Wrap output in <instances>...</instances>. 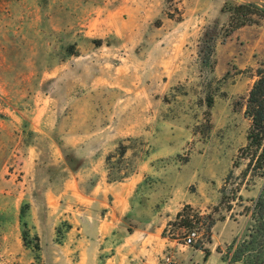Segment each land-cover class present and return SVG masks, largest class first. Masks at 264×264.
<instances>
[{
	"label": "rangeland",
	"instance_id": "obj_1",
	"mask_svg": "<svg viewBox=\"0 0 264 264\" xmlns=\"http://www.w3.org/2000/svg\"><path fill=\"white\" fill-rule=\"evenodd\" d=\"M241 3L264 7L0 0V264H103L127 250L132 257L139 244L116 247L125 229L92 257L84 252V201L71 194L131 177H141L124 217L131 231L134 220L160 225L179 206L195 210L191 221H181L185 213L165 225L161 236L173 243L161 257L169 251L183 264L192 247L221 242L227 264L254 262L260 246L246 206L264 177L245 173L246 159L233 163L247 142L245 97L264 63V18L228 35V9ZM194 230L199 238L187 246Z\"/></svg>",
	"mask_w": 264,
	"mask_h": 264
},
{
	"label": "crops",
	"instance_id": "obj_2",
	"mask_svg": "<svg viewBox=\"0 0 264 264\" xmlns=\"http://www.w3.org/2000/svg\"><path fill=\"white\" fill-rule=\"evenodd\" d=\"M89 148H94L93 146ZM91 156V155H90ZM141 177H131L127 182L113 184L104 181L93 185L90 191L81 193L77 189L71 190L74 195V201H84V219H83V243L84 252L90 257L96 252V248L107 246L110 243L111 237L118 230H127L123 240L116 243V247L122 252L126 244H129L130 250H134V244L138 245V250L132 252V257L129 256V250L125 256L108 257L103 264H156L164 250L173 242L168 238H163L161 232L165 225L174 219L182 206L176 208L165 224L156 225L155 221L147 218L146 220H134L133 230L131 231L124 226V217L133 210L132 197L140 185ZM81 195V197L79 196ZM107 207L103 212L102 208ZM160 238L159 242L154 245H143L144 242L152 241V237ZM15 244L18 250L21 249V232L18 230L15 234ZM221 242H218L216 248L209 245L210 254L206 256L203 249L192 247L189 253L180 256L183 264H227L222 253L218 250ZM207 247V246H206ZM100 249V248H99ZM136 254V255H135ZM148 256V257H147ZM150 259H153L150 262ZM136 260V263L133 262Z\"/></svg>",
	"mask_w": 264,
	"mask_h": 264
},
{
	"label": "trees",
	"instance_id": "obj_3",
	"mask_svg": "<svg viewBox=\"0 0 264 264\" xmlns=\"http://www.w3.org/2000/svg\"><path fill=\"white\" fill-rule=\"evenodd\" d=\"M228 10L230 12L228 35L242 26L259 24L260 20L264 18V7L253 3L236 4L231 6ZM213 50L214 49H211L209 52H204L202 54L204 62H209V60L212 59ZM206 101L207 106L211 108L215 102L214 95L209 94ZM244 113L250 121L246 136L247 142L240 147L237 160L234 161L233 167L239 166L238 162L243 158L248 161L244 171L245 173L264 177V63L257 69L256 79L245 97ZM203 126L205 131L211 128L209 113L206 123H204ZM246 209L248 211L250 209L252 210V216L256 220L254 232L256 233L255 238L258 240V245L260 246V250H258L259 254L252 264H264V185L254 205L252 207L246 206ZM193 210L190 204H185L182 210L178 212L176 219H182L185 213L189 214V211ZM199 214V212H196L195 216H199ZM190 217L191 214L181 221H191ZM214 222L215 221L212 220L211 225H213ZM196 247L203 249L206 256L210 254V249L208 247L203 245H197Z\"/></svg>",
	"mask_w": 264,
	"mask_h": 264
},
{
	"label": "built area",
	"instance_id": "obj_4",
	"mask_svg": "<svg viewBox=\"0 0 264 264\" xmlns=\"http://www.w3.org/2000/svg\"><path fill=\"white\" fill-rule=\"evenodd\" d=\"M199 238V233L197 231L190 232L187 237L185 238V244L187 246L193 245L197 239ZM174 255L171 252H166L160 260L157 262V264H175Z\"/></svg>",
	"mask_w": 264,
	"mask_h": 264
}]
</instances>
